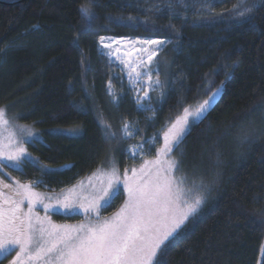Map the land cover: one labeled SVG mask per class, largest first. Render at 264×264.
<instances>
[{
  "label": "trees",
  "instance_id": "16d2710c",
  "mask_svg": "<svg viewBox=\"0 0 264 264\" xmlns=\"http://www.w3.org/2000/svg\"><path fill=\"white\" fill-rule=\"evenodd\" d=\"M2 1L15 3H0V107L40 130L28 144L39 164H25L21 177L53 191L107 163L123 166L129 145L157 133L159 141L185 107L223 86L174 151L203 179L206 198L158 261L264 264V7L250 19L233 10L241 0ZM82 5L96 14L91 31ZM103 35L168 39L158 64L173 80L153 117L128 86L117 101L110 94L118 81L100 51ZM128 120L139 121L135 138L122 133Z\"/></svg>",
  "mask_w": 264,
  "mask_h": 264
},
{
  "label": "snow or ice",
  "instance_id": "6c2138e0",
  "mask_svg": "<svg viewBox=\"0 0 264 264\" xmlns=\"http://www.w3.org/2000/svg\"><path fill=\"white\" fill-rule=\"evenodd\" d=\"M260 7H264V0H252L250 6L247 0H241L233 5V10L238 18L251 19ZM80 11L85 22L84 31H91L92 21L96 18L94 10L82 5ZM106 40L110 42L106 43ZM117 40L132 50L123 59L116 55L121 51L119 47L112 50ZM168 42L162 38L99 37L102 55L115 56L128 68L130 77H147L150 86L161 85L159 78L152 79L149 66ZM132 52L137 54L135 61L129 59ZM219 92L220 89L212 92L194 110L185 107L183 115L163 132V145L156 148V158L145 159L139 168L133 167L131 175L125 169L123 179L113 163L107 172L97 169L106 177L99 181V186L89 178L87 189L82 184L80 193L73 195L76 192L73 189L62 200L57 199L55 204L45 203L31 183L17 181L13 187L0 181V262L15 251L9 264H159L158 257L167 251L170 239L182 230L189 217L199 210L207 191L202 178L198 181L195 177L189 180L187 175H175L181 162L171 154L179 148L190 126L206 117ZM148 97L149 93L145 91L143 97L137 98V103ZM104 127L106 137L116 136L110 125ZM14 128L16 126L6 118V109L0 107V130L8 132L6 142L0 139V172L6 167V162L21 172L27 163L39 164L38 159L31 157L23 146L25 137H34L32 130L20 126L17 132L13 131ZM129 128L127 123L122 127L125 137L133 136ZM70 131L73 134L78 132ZM254 133V129L250 130L243 140H251ZM159 138L157 133L145 143L150 148L155 147ZM36 142L33 138L32 143ZM143 152V145H136L129 150V155L135 158ZM121 185L127 193V200L112 217L101 220L100 210L111 206L114 197L120 193ZM4 188L9 193L6 194ZM25 201L27 211L23 207ZM37 204L43 206L44 216L35 212ZM57 208L69 213L79 209L85 215L95 214V219L76 225H57L47 215L49 210Z\"/></svg>",
  "mask_w": 264,
  "mask_h": 264
},
{
  "label": "rangeland",
  "instance_id": "374dc122",
  "mask_svg": "<svg viewBox=\"0 0 264 264\" xmlns=\"http://www.w3.org/2000/svg\"><path fill=\"white\" fill-rule=\"evenodd\" d=\"M103 36L104 37H111L113 39L119 38V36H113V35H111V36L103 35ZM122 37H129V36H122ZM136 37H138V36H132L129 38L135 39ZM143 38H148V37H143ZM105 42L108 43L110 41L106 40ZM98 44H99V40H98ZM166 45L167 44L163 45V47L159 50L157 57L154 58L153 62L149 66L151 69L150 74L152 76V79L155 80V79L159 78V80L161 81L160 86H157L154 84L150 86L148 83L147 77H142L140 79H137L135 76L130 77L128 75V71H129L128 68L125 65L121 64L120 61L117 60L115 56L109 57V56L104 55L105 58H108V62L111 66V70L116 72L115 77L118 81L117 85L112 84V83L108 84V90H109L110 94L114 96V100L117 101L120 92L124 90V86H128V88L130 89V92L132 93V99L137 104L138 109L143 112V117H153L154 116L155 112L157 111V110H155V102L157 101V99H159V97L161 96V93L164 92V90H165L164 85L167 83V81H169V83H170V81L172 82V80H173L172 77H171V79H169L167 76L166 77L164 76V72H165V74H168V72L165 71L164 69L162 71L161 67L158 64L159 54L163 51V49L166 48ZM99 47H100V45H99ZM117 47H119L121 49V51L119 53H117L116 55L121 57L122 59L125 58L126 53H129L132 51L128 47L127 44H121L119 42V40H117V42L112 45V50L115 51V49ZM136 47L139 48L140 45L137 44ZM100 51H101V48H100ZM136 55L137 54L135 52H132L131 57H129L130 61H135ZM162 64L166 65V63H164V62ZM139 70L143 71V69H139ZM117 73H120L121 76H118ZM218 89H220V92H219V95L216 97L214 104L220 99L222 92H223V86L219 87ZM145 91H147L149 93V97L141 99L139 101V103H137V98L143 97ZM207 98L208 97H204V98H201L199 100H196V101L190 103V105H188L187 107H190L191 110H194L195 107H197L203 100H205ZM211 109H212V107L209 109V111ZM182 115H183V112H181V114H179V116L168 127H170ZM6 118L12 124H14L16 126V128H14L13 131L18 132V129L20 126H27L32 130V132L34 134V137H33L34 139L39 137L40 130H38V128L35 125H33L31 123L22 122V121H20V119H15L14 117L11 118V116H9L7 109H6ZM126 123L130 125L129 131L133 132V136H131V137H125L124 136V137L125 138L137 137V134H138L137 131L139 128V121L128 120V121H126ZM192 125H194V124H192ZM191 126H190V128H191ZM167 128L164 131H166ZM67 129H69V128H63L62 131L66 132L65 130H67ZM7 136H8L7 131L0 130V139H4L6 142ZM17 138L19 139V135L17 136ZM33 138L25 137L23 140V146L26 148L27 152H29V153H30V151L28 148V144H29V142L32 141ZM153 138L154 137H151L148 140H151ZM141 144L144 147V152L137 154L135 156V158H132V156L129 155V150L132 149L133 146L141 145ZM162 145H163V134H162L161 139L159 141L158 140L155 141V146H157L156 148H159ZM156 148L155 149H154V147L150 148V145L148 143H139V142L133 143V144L129 145L125 151L126 159L123 160L124 161V164H123L124 167L121 166L119 164V162H117V161L107 163L106 166H100V167L96 168L93 172L84 174L83 176L78 178V180L75 181L73 184L63 186V188L53 190V191H49V190H46L44 188H39L37 186L38 185L37 180H34V179L33 180L32 179L26 180V179H24L23 177H21V175L19 173L20 170L15 169L14 167L11 166V164H7V162H6V167L3 169L2 172H0V181H2L4 184L12 185L13 187H15L17 181H19L20 183H31L33 190L35 192L41 194V197L44 199L45 203L55 204L57 199L62 200L65 196H68L72 192L73 189L76 190L75 193H72L73 195L80 193L82 184H83L84 188L87 189L89 186V178H91V182L93 184H97V186H99V181L102 179H106V177L103 176L102 174L98 173L97 169H103L104 172H107L111 169V167L114 163L115 166L119 169V174H120L121 179H123V173H124L125 169H128L129 175H131V169L133 167L139 168L145 159L156 158V156H157ZM153 149L155 151H153ZM171 156H172V158L178 159L181 162L180 168L175 173V175H177V176L187 175L189 180H191L193 177H195L194 173H192L191 170L188 168V166L185 163H183L181 158L178 157L180 155H177V153H175L173 151ZM126 162H127V165H126ZM199 180L200 179H198V181ZM0 187H2V185H0ZM3 191L6 194L9 193V190L7 188H4ZM89 191H90V189H89ZM84 194L87 195V192H85ZM49 197H51L52 199H48ZM126 200H127V193H126V191L123 190V187L121 185L120 193L118 196L114 197L113 201L111 202V206H106L100 210V219L103 220L105 218L112 217L123 206V204L125 203ZM23 207H24V210L27 211V207H28L27 201H25ZM35 212H37L40 216L45 215L43 206L39 205V204L36 205ZM47 215L49 216L52 223L57 224V225H76L79 223H87V222H89V220L95 219V214L85 215L83 213V211L79 210V209L75 212L69 213V212L61 211L57 208L56 210H49ZM15 254H16V252L13 251L10 255H8L7 256L8 258L5 259L6 262L4 264H7L9 261H11L12 258L15 256Z\"/></svg>",
  "mask_w": 264,
  "mask_h": 264
},
{
  "label": "water",
  "instance_id": "95a60500",
  "mask_svg": "<svg viewBox=\"0 0 264 264\" xmlns=\"http://www.w3.org/2000/svg\"><path fill=\"white\" fill-rule=\"evenodd\" d=\"M0 3H3V4H11V3H15V2L8 3V2H6V1H2V0H0Z\"/></svg>",
  "mask_w": 264,
  "mask_h": 264
},
{
  "label": "flooded vegetation",
  "instance_id": "af4514ba",
  "mask_svg": "<svg viewBox=\"0 0 264 264\" xmlns=\"http://www.w3.org/2000/svg\"><path fill=\"white\" fill-rule=\"evenodd\" d=\"M7 258H8V257H7ZM7 258H6V259H7ZM5 262H6L5 259H3L2 262H0V264H4ZM7 264H9V262H8Z\"/></svg>",
  "mask_w": 264,
  "mask_h": 264
}]
</instances>
